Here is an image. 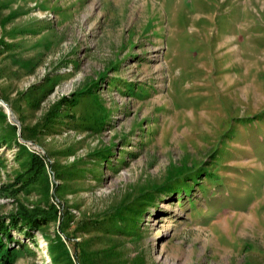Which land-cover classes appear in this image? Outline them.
<instances>
[{
  "label": "rangeland",
  "instance_id": "rangeland-1",
  "mask_svg": "<svg viewBox=\"0 0 264 264\" xmlns=\"http://www.w3.org/2000/svg\"><path fill=\"white\" fill-rule=\"evenodd\" d=\"M0 220L8 264H264V0H0Z\"/></svg>",
  "mask_w": 264,
  "mask_h": 264
},
{
  "label": "trees",
  "instance_id": "trees-1",
  "mask_svg": "<svg viewBox=\"0 0 264 264\" xmlns=\"http://www.w3.org/2000/svg\"><path fill=\"white\" fill-rule=\"evenodd\" d=\"M41 169H45V163L42 158L32 154L29 171H35L34 173L38 174V171ZM50 217V214L46 210H29V208L23 206L13 217V224L15 226L17 223L21 222L23 225H26L27 228L41 229V226L45 224ZM44 219L45 222H43ZM9 228L10 227L5 222L0 220V264H8L7 262L10 261V251L9 248H6L5 243V237L9 236L10 233Z\"/></svg>",
  "mask_w": 264,
  "mask_h": 264
}]
</instances>
